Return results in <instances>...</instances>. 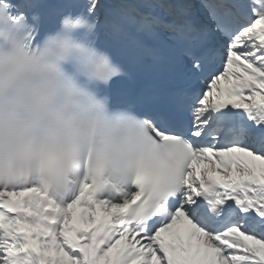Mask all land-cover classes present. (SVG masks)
<instances>
[{
    "label": "snow or ice",
    "instance_id": "1",
    "mask_svg": "<svg viewBox=\"0 0 264 264\" xmlns=\"http://www.w3.org/2000/svg\"><path fill=\"white\" fill-rule=\"evenodd\" d=\"M0 7L26 21L36 46L52 30L42 15L64 8L89 17L96 45L105 28L136 69L105 89L126 110V132L176 159L146 167L130 190L100 192L84 179L56 197L23 178L45 112L21 58L0 77V264H264V0Z\"/></svg>",
    "mask_w": 264,
    "mask_h": 264
},
{
    "label": "clouds",
    "instance_id": "2",
    "mask_svg": "<svg viewBox=\"0 0 264 264\" xmlns=\"http://www.w3.org/2000/svg\"><path fill=\"white\" fill-rule=\"evenodd\" d=\"M93 32L88 16L69 12L38 46L32 45L26 21L0 7V77L24 58L22 75L45 112L37 147L24 161L23 178L46 183L56 197L75 190L84 179L100 192L130 190L146 167L171 169L176 163L165 153L152 156L126 132L120 120L126 110L113 107L105 91L124 71L96 45ZM56 117L68 127H61ZM53 137L56 149L41 147Z\"/></svg>",
    "mask_w": 264,
    "mask_h": 264
},
{
    "label": "bare ground",
    "instance_id": "3",
    "mask_svg": "<svg viewBox=\"0 0 264 264\" xmlns=\"http://www.w3.org/2000/svg\"><path fill=\"white\" fill-rule=\"evenodd\" d=\"M105 1H107V0H105Z\"/></svg>",
    "mask_w": 264,
    "mask_h": 264
}]
</instances>
